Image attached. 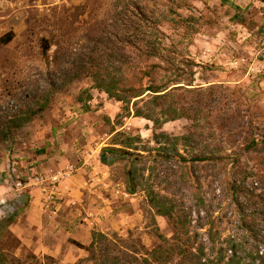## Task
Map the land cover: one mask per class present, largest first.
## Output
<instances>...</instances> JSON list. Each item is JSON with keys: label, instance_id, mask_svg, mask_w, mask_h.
Listing matches in <instances>:
<instances>
[{"label": "rangeland", "instance_id": "obj_1", "mask_svg": "<svg viewBox=\"0 0 264 264\" xmlns=\"http://www.w3.org/2000/svg\"><path fill=\"white\" fill-rule=\"evenodd\" d=\"M130 1L0 0V38L11 35L0 40V252L6 264H93L86 248L94 232L107 235L110 244L102 247L125 263L176 264L175 229L148 201L149 187L187 216L190 242L205 246L210 257L230 236L250 248L253 237L264 233V189L255 190L261 193L255 204L239 213L229 186L236 168L228 158L215 165L184 162L171 144L155 141V132L185 135L188 119L155 128L94 88L84 64L91 58L112 72L120 69L122 84L132 79L123 60L135 52L126 40L133 32L131 18L142 22ZM135 2L160 18L159 3ZM178 13L187 19L185 26L162 24L165 34L150 32L148 39L166 45L182 82L191 78L195 86H222L235 99L232 108L243 103L264 125V0H189ZM214 129L213 139L203 118L192 141L178 142V152L190 159L208 149L221 156L238 150ZM105 146L133 155L124 153L105 165L99 160ZM136 154L140 184L128 193L126 171ZM249 156L244 153L242 161L252 165ZM68 169L54 191L33 180ZM242 217L252 231L238 228ZM161 243L166 244L162 255L152 254Z\"/></svg>", "mask_w": 264, "mask_h": 264}, {"label": "trees", "instance_id": "obj_2", "mask_svg": "<svg viewBox=\"0 0 264 264\" xmlns=\"http://www.w3.org/2000/svg\"><path fill=\"white\" fill-rule=\"evenodd\" d=\"M135 1L131 0L130 2H133L131 4L140 9V12L135 9L133 12L138 13V20L142 23L131 18L130 29L133 32L126 43L135 53H129L124 56L123 60L130 68L132 79H129L126 84H122L124 75L120 69L117 68L112 72L101 62L96 65L94 59L91 58L84 64L89 68L87 72L93 78L94 88L121 102L122 110L128 115L150 120L155 128H160L163 123L181 117L188 119L191 123L185 135L169 136L163 132H155V141L158 144L164 143L165 146L171 144L184 162L189 160L195 164L208 161L215 165L218 161L228 158L231 167L236 168L229 185L233 197L232 202L236 205L239 213H243L251 204H255L256 197L260 196L261 193L255 194V190L264 189V125L257 123L248 114L249 110L244 108L243 103L238 102L236 108H232L231 105L235 103L233 102L235 99L230 98L222 86L217 84L206 87L195 86L192 84L191 78L188 82H182L180 79L182 75L178 72L176 65L177 61L173 55L168 53L166 45L148 39L150 32L165 34L159 28L162 24L172 22V24L175 23L176 28L185 26L183 22L186 18H181L178 10L186 7L189 0H149L157 2L159 6L163 7L160 18H154L153 12L147 13ZM10 36L8 33L0 40H9ZM43 42V51L46 52L49 45L45 39ZM139 62H145L144 67H139ZM203 118L210 124L209 136L211 138H215L216 130L214 128H218L223 140L237 145L238 150L221 156L215 150L208 149V152L204 154H193L190 159H186L180 154L176 145L179 141L185 144L192 141L196 134V128ZM169 150L166 148L164 153L169 154ZM124 153L133 155L124 151L122 147L105 146L100 151L99 160L102 164L111 165L117 159L122 158ZM244 153L252 157V165L242 161ZM139 156L136 154L130 159L131 166L126 171L128 193H134L140 184L137 176L138 169L134 165V161L141 159ZM185 176V174L180 175L181 178ZM249 178L254 179V184L247 183ZM149 188L148 201L155 206L158 214L170 219L175 229L172 239L175 241L177 250L173 249L171 252L180 255V260L176 264H264V233L259 237H253L255 244L250 248L245 247L242 241L230 236L224 239L223 248L220 247L216 250L215 257H210L205 246L200 244L195 248L193 242H190L187 216L179 213L174 202L165 196H160L153 188ZM207 222L211 224L212 228L213 220L209 217ZM237 226L242 231H252L246 217L238 219ZM158 236L163 239V242H166L162 234L158 233ZM183 236H187V239L183 240ZM209 241L211 251H214L216 240L211 230L209 231ZM104 242L110 244L107 235L101 232L92 233V240L86 250L89 252L93 264H129L117 255L109 253L110 248L107 246L103 248ZM165 245L159 244L151 250V253L162 255ZM98 252L106 255L105 258L103 257L104 260L101 258L102 255L98 256ZM163 263L168 264L167 260H164ZM0 264H6V258L1 252Z\"/></svg>", "mask_w": 264, "mask_h": 264}, {"label": "built area", "instance_id": "obj_3", "mask_svg": "<svg viewBox=\"0 0 264 264\" xmlns=\"http://www.w3.org/2000/svg\"><path fill=\"white\" fill-rule=\"evenodd\" d=\"M69 171H71V169H68V171H65V172L59 171L56 173H50L46 177L35 175L33 180L36 181V183H43V182L48 183V186L51 187V189H53L54 191L60 179L64 175L68 174Z\"/></svg>", "mask_w": 264, "mask_h": 264}]
</instances>
